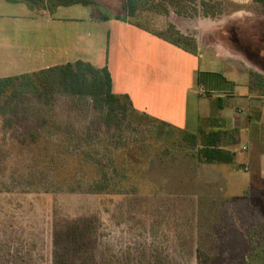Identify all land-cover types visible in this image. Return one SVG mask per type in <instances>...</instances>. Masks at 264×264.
I'll return each instance as SVG.
<instances>
[{
	"label": "rangeland",
	"instance_id": "rangeland-1",
	"mask_svg": "<svg viewBox=\"0 0 264 264\" xmlns=\"http://www.w3.org/2000/svg\"><path fill=\"white\" fill-rule=\"evenodd\" d=\"M124 1L48 9L0 0V74L4 53L16 54L18 45L34 55L67 51L107 62L116 33L109 19L126 17L200 54L196 79L212 55L196 38L202 44L224 40L228 53L245 60L243 71L252 68V11L233 12L242 5L264 9L259 0H206L214 24L203 22L201 0H139L134 16L126 14ZM129 47L148 64L131 61L130 75H123L127 86L139 87L142 96L148 90L155 110L171 106L169 95L177 89L157 85L177 84L165 77L179 74L175 55L142 35ZM75 103L62 94L0 96V264H264V196L254 193L252 171L232 161L200 160L199 146L181 131L128 102L120 124L111 125L96 109ZM209 115V103H202L203 126L211 124ZM234 165L240 174H230Z\"/></svg>",
	"mask_w": 264,
	"mask_h": 264
},
{
	"label": "crops",
	"instance_id": "crops-1",
	"mask_svg": "<svg viewBox=\"0 0 264 264\" xmlns=\"http://www.w3.org/2000/svg\"><path fill=\"white\" fill-rule=\"evenodd\" d=\"M259 1L264 6L262 0ZM251 11L253 51L252 68L250 70L252 74L249 69H247V72L243 71L241 63L245 61L243 58H238L225 50L228 46L224 40L214 38L212 41L202 44L196 38V45L199 48L208 49L212 54L207 61V70L203 74L200 72L199 78L196 79V75L192 74L196 65H200V60L196 61L195 59V56L199 58L200 54L191 50L190 46L175 41L164 33L156 34L147 31V29L138 28L134 23L129 22L127 17L126 20L109 19L110 27L116 30V33L111 35V48L107 62L103 59V56L97 58V60L91 59L88 61L94 65L107 64L112 78L113 91L128 95L135 110L164 121L179 130L183 129L196 133L199 127L201 105L208 102L211 115L207 117H210L211 124L205 126L206 131L221 130V147L234 153L232 162L239 165V168L241 167L244 172L252 171L256 182L254 193L256 196L262 197L264 196V9L260 7L251 9L242 5L233 13L234 15L249 16ZM207 20L211 24L216 22L212 19V16L205 15L203 22H207ZM172 22L177 29L185 32L175 21ZM214 31V27L208 30L210 33ZM137 35H142L147 40L161 46L163 52H166V49L167 51L171 50L170 52L179 61L178 67H175L176 71L178 69L179 74L165 75V77L172 76L177 84L164 83L157 85L158 88L163 90L177 89L175 96L169 95L170 98L174 99L171 106L166 108L161 106L159 110L151 108L154 102L152 104L150 102L151 94L149 91H143L142 96L140 92H136L139 87L127 86V82H125L123 75H130L129 70L133 69L130 64L131 61L134 63V61L141 60L148 64V61L144 58L137 59L139 55H134L135 51L132 50L135 48L129 47V42ZM246 39H244L243 44L249 43L250 39L248 41ZM26 51V48L18 45L16 54L13 55L14 51L4 53V58H6L2 67L4 74L0 75L19 74L66 61H74L78 58L86 59L81 56H67V51L64 52L66 56L55 52L34 55L32 52ZM157 63L161 64L162 68H165L167 64L163 58H157ZM183 63L186 64V67ZM152 64L157 71L161 70V67ZM210 64L211 66H209ZM216 65H218L217 68L221 65V72L213 70ZM161 72L165 73V70ZM194 78L198 83L196 86L192 83ZM204 89L206 91L205 95L202 93ZM164 93L160 92V95ZM204 97L206 99L202 101ZM166 103L169 104L170 101ZM235 165L230 169L231 175L240 174L241 172Z\"/></svg>",
	"mask_w": 264,
	"mask_h": 264
},
{
	"label": "trees",
	"instance_id": "trees-1",
	"mask_svg": "<svg viewBox=\"0 0 264 264\" xmlns=\"http://www.w3.org/2000/svg\"><path fill=\"white\" fill-rule=\"evenodd\" d=\"M9 1H22L36 7L50 9L60 4L77 1L88 2L90 0ZM170 1L174 2V0ZM201 2L203 4V14L214 16L215 11L213 10V5L208 4L206 0H201ZM262 2L264 3V0ZM123 7L127 15L134 16L139 7V0H125ZM191 8L196 9L192 6ZM187 10V7H178L176 11L179 13H187ZM173 30L175 34L179 33L175 27ZM180 37L192 40V38H188L185 35L182 36L180 34ZM249 72L252 74L251 70ZM16 93L22 95L26 93H37L43 97L53 96L55 94L66 95L77 101L75 103L76 105L86 103V108L92 107L96 109L101 113L107 125L120 124L119 112L125 110V103L128 102L131 105L128 95L118 94L113 91L112 78L106 63L94 65L90 61L81 58L29 72L0 77V96L12 97ZM5 101L8 105L7 102L10 100L9 98H5ZM10 112H12V109ZM160 122L165 123L164 121ZM179 131H181L183 138L193 145L199 146L198 157L200 160L204 162H231L233 160L234 153L221 147V130L206 131L201 117L196 133L183 129Z\"/></svg>",
	"mask_w": 264,
	"mask_h": 264
}]
</instances>
